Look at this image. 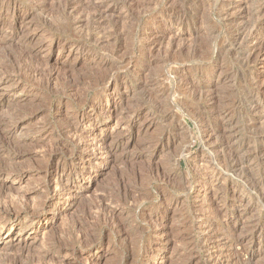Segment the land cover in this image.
<instances>
[{"label": "rangeland", "instance_id": "1", "mask_svg": "<svg viewBox=\"0 0 264 264\" xmlns=\"http://www.w3.org/2000/svg\"><path fill=\"white\" fill-rule=\"evenodd\" d=\"M258 1L0 0V234L46 225L0 264H264V56L221 50Z\"/></svg>", "mask_w": 264, "mask_h": 264}, {"label": "bare ground", "instance_id": "2", "mask_svg": "<svg viewBox=\"0 0 264 264\" xmlns=\"http://www.w3.org/2000/svg\"><path fill=\"white\" fill-rule=\"evenodd\" d=\"M243 1H246V2H249L251 0H243ZM242 2V0H241ZM259 2V1H258ZM262 2V3H261ZM209 3V2H208ZM261 3L259 5V7L257 8H253L254 10L252 9H246V14L250 13L249 15L250 16H255L256 17H264V0H260ZM258 4V3H257ZM97 6V5H96ZM192 6V5H191ZM195 7H200V5H194ZM192 6V7H194ZM209 6V5H208ZM252 6V5H251ZM255 6V5H254ZM194 7V8H195ZM87 8V7H86ZM95 9V8H94ZM201 9V8H200ZM242 8H240L239 6H232L231 4H222L221 5V11L219 12V16H221L220 18L223 17V19H226L228 20L230 18V15L232 12H235V11H238V10H241ZM87 10V9H86ZM96 10V9H95ZM230 13H228L229 11H231ZM104 11V10H103ZM172 11V10H171ZM97 12V11H96ZM101 12V11H100ZM103 13V12H102ZM218 13V12H217ZM239 13V12H238ZM105 14V13H103ZM247 15V16H249ZM221 19V20H223ZM248 21V20H247ZM170 37V36H169ZM173 39H175L176 36H172ZM170 37V38H172ZM228 37V36H227ZM146 38V37H145ZM163 38V37H162ZM173 39H170L168 40L169 44L168 45H173ZM167 41V40H166ZM162 42V41H161ZM166 43V42H165ZM160 45V44H159ZM221 45V44H220ZM219 45V46H220ZM166 47V46H165ZM178 47V46H177ZM184 47V46H183ZM188 47V46H187ZM145 48V47H144ZM190 48V47H189ZM170 49V48H169ZM234 50L235 52L236 51H242L241 52V55H242V58L243 59L242 61H244L243 63L245 64H249V63H252V62H255L256 60H258L259 57L261 56H264V30H261L258 26H250L247 24V22H242L240 23L239 25H237V28L235 30V32L231 35H229V38L227 39V43H224L222 46H221V50ZM147 50L146 52H150L152 51V47H146ZM222 52V51H221ZM145 53V52H144ZM241 61V62H242ZM193 82H186L185 85L187 87V91H190L191 94H193L194 96L196 95H200L201 94V86L199 85H196V84H192ZM255 93H254V97H253V104H251L252 106H250V110H251V116H252V127L255 128V129H259L260 133H261V138H260V143L258 145V147H256V149L254 148V150H251V152H246V153H249L247 158H246V161H245V164L248 165V169H250V167L252 166L251 169H254L253 167H255L257 164L256 163V160L260 157V155L264 154V100H263V86L257 82H255ZM188 85V86H187ZM185 87V88H186ZM184 93V92H183ZM262 94V96H261ZM192 95V96H193ZM202 95V94H201ZM200 95V96H201ZM195 96V97H196ZM197 96V97H198ZM214 96V95H212ZM196 97V98H197ZM199 98V97H198ZM213 98V97H212ZM201 99V98H200ZM210 100V99H209ZM212 100V99H211ZM252 100V99H251ZM213 101V100H212ZM211 101V102H212ZM215 101V100H214ZM207 103V102H206ZM209 103V101H208ZM207 103V104H208ZM208 107V106H207ZM203 110V109H202ZM208 110H211L213 111V108L212 106L208 107ZM207 110V111H208ZM210 111V112H211ZM216 111V110H215ZM224 111V110H223ZM222 111V113H223ZM209 112V111H208ZM214 112V111H213ZM193 113V111H192ZM226 113V111H225ZM194 114H196L194 112ZM210 114V113H209ZM213 115V114H211ZM215 115V114H214ZM221 115V114H220ZM225 115V114H224ZM194 116V115H193ZM199 116V115H198ZM200 117V116H199ZM198 118V117H197ZM206 118V117H205ZM216 118V117H214ZM224 116H220L216 119L213 120V123L214 124H218V123H221V121L223 120L224 121ZM210 121V120H209ZM222 121V123H223ZM118 123V122H117ZM205 123V122H204ZM210 124V122H209ZM259 124V125H258ZM220 125V124H219ZM204 126V125H203ZM225 127V126H224ZM205 128V127H204ZM211 131V130H210ZM256 131V130H254ZM203 132V131H202ZM210 133V132H209ZM212 133V132H211ZM259 133V132H258ZM202 134V133H201ZM215 134V133H214ZM202 138H204L205 140V143L207 144L208 141H210V135H208L207 133H203L202 134ZM201 138V139H202ZM225 138V136H224ZM209 139V140H208ZM220 143V142H219ZM209 144V143H208ZM207 144V145H208ZM225 144V142H224ZM223 144V145H224ZM210 145V144H209ZM213 145V144H212ZM224 147V146H223ZM227 147V146H225ZM245 149V147H244ZM248 150V149H247ZM246 150V151H247ZM230 151V150H229ZM245 151V150H244ZM237 153V152H236ZM244 154V153H243ZM212 155V154H211ZM210 155V156H211ZM245 155V154H244ZM263 157V155H262ZM237 161V160H236ZM243 161V160H242ZM242 163V162H241ZM243 165V166H246V165ZM255 165V166H254ZM238 167V166H237ZM247 167V166H246ZM258 167V166H257ZM214 168V167H213ZM236 169V168H234ZM233 169V170H234ZM256 169V168H255ZM246 170V169H245ZM236 172H237V169H236ZM3 173V172H2ZM2 173L0 172V185L4 188L5 187V177L2 178ZM57 175V174H56ZM257 177V179H255L254 183H255V188L257 189V191L261 194L264 193V171L255 176ZM86 178L87 176L84 174H79L78 176L75 177V180L69 182L68 179H65V180H53V182H49L50 185L53 184V185H56L54 186V190H53V193L58 196L60 195L61 196V189L65 188L66 186L70 187V188H74L76 186H79L80 184H83L84 182L86 183ZM4 179V180H2ZM54 179V177H53ZM58 179V178H57ZM51 180V179H50ZM52 181V180H51ZM49 185V186H50ZM1 186H0V189H1ZM58 187V188H57ZM56 190H58V192H56ZM56 192V193H55ZM77 190H73L71 195L69 197H74L76 194H77ZM17 194V193H16ZM19 195V194H18ZM53 195V194H52ZM23 196V197H22ZM21 197L24 198V194L22 195ZM69 197L68 196H63L62 199H63V203H65V205L69 204ZM76 197V196H75ZM19 198V196L17 197V199ZM26 198V197H25ZM20 199V198H19ZM21 200V199H20ZM26 201V199H23ZM262 206V205H261ZM3 207V205H2ZM4 209H7L6 207H4ZM0 210H1V207H0ZM6 211V210H5ZM8 211V210H7ZM28 212V211H27ZM18 215V214H17ZM2 225V224H1ZM28 227L27 226H22L21 228H17L16 227H13V225H10V228L6 231L5 235L7 237L5 238H8V240L6 239H3V237L1 236L0 234V245H3L6 243V241H9L11 239L12 236H14L15 234L16 235H21V234H26V236H31L33 232H35L38 228H46V225L44 226H40L38 228H32L31 229H27ZM29 230V232H28ZM21 241L18 240L17 244L20 243Z\"/></svg>", "mask_w": 264, "mask_h": 264}]
</instances>
